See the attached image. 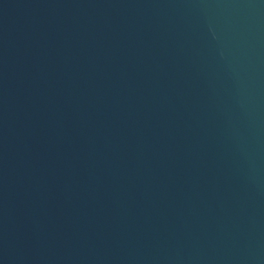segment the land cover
<instances>
[{
    "label": "water",
    "instance_id": "95a60500",
    "mask_svg": "<svg viewBox=\"0 0 264 264\" xmlns=\"http://www.w3.org/2000/svg\"><path fill=\"white\" fill-rule=\"evenodd\" d=\"M0 264H264V0H0Z\"/></svg>",
    "mask_w": 264,
    "mask_h": 264
}]
</instances>
